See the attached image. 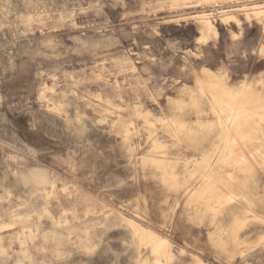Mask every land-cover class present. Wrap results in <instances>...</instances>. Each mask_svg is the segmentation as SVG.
<instances>
[{"label": "rangeland", "instance_id": "1", "mask_svg": "<svg viewBox=\"0 0 264 264\" xmlns=\"http://www.w3.org/2000/svg\"><path fill=\"white\" fill-rule=\"evenodd\" d=\"M0 264H264V0H0Z\"/></svg>", "mask_w": 264, "mask_h": 264}, {"label": "crops", "instance_id": "2", "mask_svg": "<svg viewBox=\"0 0 264 264\" xmlns=\"http://www.w3.org/2000/svg\"><path fill=\"white\" fill-rule=\"evenodd\" d=\"M196 240V238L194 239V241Z\"/></svg>", "mask_w": 264, "mask_h": 264}]
</instances>
